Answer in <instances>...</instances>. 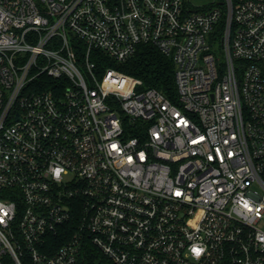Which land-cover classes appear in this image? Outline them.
<instances>
[{
    "label": "built area",
    "instance_id": "obj_1",
    "mask_svg": "<svg viewBox=\"0 0 264 264\" xmlns=\"http://www.w3.org/2000/svg\"><path fill=\"white\" fill-rule=\"evenodd\" d=\"M144 44L175 99L95 59ZM87 243L264 264V0H0V264H78Z\"/></svg>",
    "mask_w": 264,
    "mask_h": 264
},
{
    "label": "trees",
    "instance_id": "obj_2",
    "mask_svg": "<svg viewBox=\"0 0 264 264\" xmlns=\"http://www.w3.org/2000/svg\"><path fill=\"white\" fill-rule=\"evenodd\" d=\"M95 59L100 66H110L141 79L144 86L156 88L171 99H175V65L171 57L163 54L157 47L141 45L129 60L117 63L98 52ZM78 264H114L95 245L87 243Z\"/></svg>",
    "mask_w": 264,
    "mask_h": 264
},
{
    "label": "rangeland",
    "instance_id": "obj_3",
    "mask_svg": "<svg viewBox=\"0 0 264 264\" xmlns=\"http://www.w3.org/2000/svg\"><path fill=\"white\" fill-rule=\"evenodd\" d=\"M195 5H203L212 2L213 0H192ZM222 59V57H220Z\"/></svg>",
    "mask_w": 264,
    "mask_h": 264
},
{
    "label": "snow or ice",
    "instance_id": "obj_4",
    "mask_svg": "<svg viewBox=\"0 0 264 264\" xmlns=\"http://www.w3.org/2000/svg\"><path fill=\"white\" fill-rule=\"evenodd\" d=\"M178 195H179V193H178ZM197 254H199V253H198V250H197Z\"/></svg>",
    "mask_w": 264,
    "mask_h": 264
}]
</instances>
